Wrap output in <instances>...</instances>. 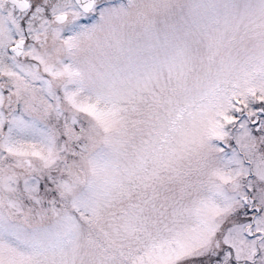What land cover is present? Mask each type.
I'll return each instance as SVG.
<instances>
[{
  "label": "snow or ice",
  "instance_id": "snow-or-ice-1",
  "mask_svg": "<svg viewBox=\"0 0 264 264\" xmlns=\"http://www.w3.org/2000/svg\"><path fill=\"white\" fill-rule=\"evenodd\" d=\"M0 264H264V0H0Z\"/></svg>",
  "mask_w": 264,
  "mask_h": 264
}]
</instances>
